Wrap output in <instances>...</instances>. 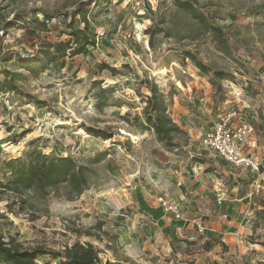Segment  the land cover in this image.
I'll return each instance as SVG.
<instances>
[{"label": "clouds", "instance_id": "obj_1", "mask_svg": "<svg viewBox=\"0 0 264 264\" xmlns=\"http://www.w3.org/2000/svg\"><path fill=\"white\" fill-rule=\"evenodd\" d=\"M145 3L0 0V87L10 82L20 93L31 94L0 91V184L13 179L20 167L36 172L31 187L19 195L13 190L0 197V213L6 218L0 219V249L51 248L56 237L41 232L39 222L20 239L16 235L20 229L12 221L16 215L23 220L33 214H59L67 217L70 229L80 231L104 221V229L95 234L102 239L107 235L105 243L112 245L119 264H132L126 260V249L139 247V238L150 239L140 224L139 238L126 243L124 228L135 210L120 213L125 217L120 227L114 224L118 213L108 210L110 201L100 208L105 215L85 219L81 212L77 219L73 208L87 210L80 204V191L95 195L119 190L133 175L138 176L134 187L146 191L158 183L150 173L173 174L178 157L167 159L166 150L186 162L204 149L214 151L213 133L233 131L230 122L251 125L257 131L264 125V0H161L159 11H148V18L137 26L133 13L142 8L147 11ZM177 3H188L190 8L181 9ZM97 4L104 8L100 15ZM149 21L154 30L170 37H157L151 54L143 37ZM105 41L112 47H106ZM85 42L87 55H78L63 67L50 64L72 56ZM58 43L63 46L57 47ZM162 56H166L164 63ZM194 64L203 68L201 87L181 90L178 85L192 79ZM220 69L224 72L217 74ZM52 75L57 77L54 83H50ZM209 81L214 87H207ZM24 103L36 107L25 109ZM161 122L167 134L158 139ZM260 143L264 146V134ZM251 171L259 174L254 163ZM244 175L243 169L235 171L236 177ZM257 188L258 199L264 200V190ZM21 199L28 201L23 214L19 212ZM12 201L16 203L9 211L6 205ZM262 234L264 227L258 233ZM72 239L64 237L61 242L69 244ZM243 252L230 246L219 264H245ZM42 259L58 264L65 257L54 260L48 253ZM256 261L264 264V255L251 258V264Z\"/></svg>", "mask_w": 264, "mask_h": 264}, {"label": "crops", "instance_id": "obj_2", "mask_svg": "<svg viewBox=\"0 0 264 264\" xmlns=\"http://www.w3.org/2000/svg\"><path fill=\"white\" fill-rule=\"evenodd\" d=\"M258 148L259 144L256 135L255 146L250 147L248 151L258 156ZM212 155L214 157L218 156L225 162L219 155ZM165 156L169 160L173 158L172 156L178 157L180 166L177 169L176 166L175 168L173 166L171 177L165 171L164 177L158 182V186L165 192L159 196L176 199L182 207L183 219L176 220L166 215L157 202L158 197L149 199L142 193H137L134 201L131 198L115 199L114 201L119 207L132 205L137 210V213L131 217V220L124 228V233H128L126 236L127 244L131 245L134 240L139 238L141 222L146 223V219L149 223H146L148 227L145 228V231L150 239L139 238V247H128L126 249L128 252L126 260H131L132 264H219L223 258L222 253L228 252L230 246H235L244 249L245 263L250 264L251 258L255 255L252 253L253 247L258 244L255 243L257 239L252 241L246 239L245 233H249L247 228L249 221L245 215L250 216L253 208H260L261 206L252 202L248 212L246 207L249 204L250 193H242L235 196L234 189L229 191L226 188L222 204L216 207L213 196L216 189L223 185L220 182V177L216 176L213 171H206V169L204 171L200 166H197L200 165L198 162L195 163L196 165L188 162L182 164L177 153L173 154L166 151ZM177 186L178 193L175 191ZM205 214L209 218H203L202 220L201 217ZM254 217L256 222L254 223V220L251 222L254 224H252L253 227L257 224L262 226L264 216L254 213ZM197 225L203 228L202 235L199 236L197 242H182L176 235L177 229H182L185 233H192ZM129 228H132L130 233L128 232ZM121 234L118 233L117 235ZM205 237L211 239H205ZM96 239L102 241V238ZM81 243L95 247L96 242L95 240H90L86 241V243L83 241ZM106 244L107 246L111 245L110 243ZM258 246L262 247L260 244ZM109 248L112 250L110 252L114 258L113 261L119 262L115 258L116 254L112 245Z\"/></svg>", "mask_w": 264, "mask_h": 264}, {"label": "rangeland", "instance_id": "obj_3", "mask_svg": "<svg viewBox=\"0 0 264 264\" xmlns=\"http://www.w3.org/2000/svg\"><path fill=\"white\" fill-rule=\"evenodd\" d=\"M121 2H123V0H121ZM131 6V0H130V5ZM162 3L161 0H146L145 3V8H147L148 10L146 11L144 8H142L139 12H134L133 14L135 15V17L137 18V26L141 25L143 23V20L148 18V11H152V12H157L159 11L160 7H162ZM97 9L99 10L97 12V15H100L103 11L104 8L101 4H97L96 5ZM17 15L19 16L20 13H17ZM124 17L121 16V20H123ZM11 21L8 22V25H11ZM151 21H149L148 25L145 26L143 28V37H147V44H146V48L150 51L151 54V50L154 49L155 45H156V41H157V37H159L160 35H163L165 39L170 38L169 36H167L164 33H158L153 37H150L148 34L145 33V29L148 28L149 25H151ZM123 29L125 31H127L128 29V24L124 23L123 24ZM7 34V33H6ZM143 37H138V40L143 38ZM45 42H50V41H44ZM105 46L106 47H112V45L110 43H108L107 41H105ZM88 46H85L84 50H82L81 53L79 54H75L72 56H65L63 58H60L58 61L55 60L53 61L51 64H59L61 67H63L65 64H71L78 55H87L88 54ZM168 49H165V52H167ZM9 59V56L5 55L3 57L4 61H7ZM166 60V56H162L160 62L164 63ZM153 63L155 64L156 61H153ZM193 67L195 68V72L193 73V77L192 79L188 82L187 85H184L183 82H181L178 87L183 90L185 87H187L189 90H196L198 88L201 87V80L200 77L204 75V72L200 71L195 65H193ZM168 68V64L165 63V69ZM223 70V69H222ZM261 71H264V68L261 69ZM232 75H236L235 73H231ZM57 77L55 75L51 76L50 79V83H54L56 82ZM207 87L211 88L212 85L210 84V82H207ZM0 91H4V92H11L8 89L4 88L3 90ZM30 94V93H27ZM31 95V94H30ZM197 104H199V101H196ZM23 108L27 109L29 107H33L35 108L36 105H32L30 103H24L21 105ZM174 106L175 107H179V102L178 100H174ZM5 112H8V108L5 107L4 109ZM245 111H247V109H245ZM17 119H20V117H17ZM123 123H125L123 121ZM211 125H209L210 127ZM256 129V135H257V141L259 144V148L257 149L258 151V157L260 158L261 161V166L263 167V172H264V146L261 145L260 143V136L262 134H264V125H260L259 126V131H257ZM10 130V129H9ZM80 130L84 131L83 128H81ZM263 130V131H262ZM30 131V130H29ZM86 133V132H85ZM88 134V133H86ZM125 134V130L121 129L120 135L121 137H123ZM11 139V138H9ZM39 139V138H37ZM18 141L13 140V143H17ZM33 142V141H29ZM173 153V152H171ZM176 154V153H173ZM178 154V153H177ZM207 154V155H206ZM180 156V155H179ZM174 157V156H172ZM210 159V160H209ZM180 161H182V164L185 163V159L183 156H180L179 158ZM186 162L191 163V164H195V163H200V168L204 169H213V173L216 176L220 177V182L225 186V188H227V190L231 191L234 189V195L238 196L242 193H251L250 197H249V204L246 207L247 211H250V204H252V202H255L257 205L261 206L260 208H256V209H252V213L250 214V216H248L247 214L246 219L249 221L247 224V228H248V234L247 236V240L248 241H252L254 239L256 244H260L262 246V243L264 242V234L262 235H258V233L260 232L261 228L264 227V223L262 224V226H259L258 224L256 226L253 227V223H251L254 220V223L256 222V219H254V213L256 214V212L258 210H264V200H260L258 199L257 193L254 191V185L251 184V181L253 179V174L251 172H249L247 169L244 168H240V167H233L228 163L223 162L218 156L214 157L210 152H208V150H203L199 155H195L193 154L191 156L190 159H188ZM181 164V165H182ZM207 164L208 167H202V165ZM196 165V164H195ZM176 166V169L180 166V163H176L174 165V168ZM173 168V167H172ZM237 169H243L245 175L244 177H236L235 176V171ZM164 173L165 171H161V173L159 174H154V173H150L152 180L159 182V180L164 177ZM264 176V174H263ZM138 180V176L133 175L127 182H125V184L122 186V188H120L119 190H112L110 192L107 193H97L95 195H90V194H86V192H84L82 195H80L81 200H80V204L83 205L87 210H83L81 209L80 211H78L76 208H73V212L72 214L74 216L77 217V219L80 218L81 212L83 214V217L85 219L91 217H95V215L97 213H99L101 216L105 215V213L100 212V208L105 206L104 202L105 201H110V205L108 206V210L109 212H117V217L114 220V224L115 226H120V222L123 221V219H125V217L123 215H120V213H123L125 211V209H127L129 211V213L131 214L133 209L135 210V214L137 213L136 207L132 205H122L121 207L118 206V204L115 203V199H119L121 200L122 198H131L133 201L135 199V195L137 193H142L145 197H148L149 199H154V197H159V195H161L163 192H165L160 186H158L159 184L157 183L156 186L153 188L151 185H149L148 190H141V188L139 187H134V184L137 182ZM260 183V190H264V179L261 180ZM185 188V187H184ZM215 193V192H214ZM6 194L3 193L1 194V197ZM213 199L215 201L216 207H219L217 204V201L215 200V195L213 196ZM71 203V201H69ZM158 202V201H157ZM159 206L161 207V205L159 204ZM162 209V208H161ZM219 209V208H218ZM26 209H24V211H19L21 214H23L25 212ZM258 215V214H256ZM33 215L28 216L27 219H20V215H16V220L12 221V223L16 224V226L20 229L16 235L17 237H19L20 239H24V237L26 236L28 231H33L36 228V224L37 222L40 223L41 227H40V231L47 233L53 237H56V239H54L53 241H51L52 243V247L49 249L52 250H62L64 248V246H70L72 244H74V242L79 241L80 243L83 241L84 243H86V241H90V240H95V247L96 249L99 251V257L100 259L103 261L104 259H109L111 261H113V255L110 251L111 248H109V246H107V244L105 243V239H107V237H105L104 239H102V241L96 239L93 236H86L84 234H79L76 229L72 228L70 229L68 227V225L66 224V219L67 217H63L59 214L56 215H49V216H45V217H37V218H33ZM133 216V215H132ZM123 218V219H122ZM203 218H209L206 214L203 215ZM0 219H6L4 217V215L2 213H0ZM122 219V220H121ZM146 223H148V221L145 219ZM104 222V221H103ZM72 223V222H70ZM105 223V222H104ZM145 222H141V224H143L145 226V228L148 227V224H146ZM253 224V225H252ZM92 226V225H91ZM150 226V225H149ZM90 227V226H89ZM102 229H104V226L102 227ZM93 232L96 233V229L92 230ZM246 234V233H245ZM64 237H70L73 238L72 239V243L69 244H63L62 238ZM254 246L252 253L255 254L253 256V258L255 256L258 255H264V252H262L261 250H264V246L260 247V246ZM20 247H23V245H21ZM29 247H34L33 245H29ZM47 248V247H46ZM107 250V252H106ZM116 258V257H115ZM41 259V264H47L46 260ZM256 262H261V261H256ZM246 264V263H245ZM251 264V263H250Z\"/></svg>", "mask_w": 264, "mask_h": 264}, {"label": "trees", "instance_id": "obj_4", "mask_svg": "<svg viewBox=\"0 0 264 264\" xmlns=\"http://www.w3.org/2000/svg\"><path fill=\"white\" fill-rule=\"evenodd\" d=\"M177 7L188 10L190 8V5L188 3H177ZM83 8V6H82ZM77 11H80L78 9ZM145 33L148 34L150 37L155 36L158 33H162L160 31H156L151 25L148 26V28L145 29ZM167 36L168 33H164ZM46 44H50L51 42H45ZM57 47H62V44H57ZM85 46H88V43L85 42L84 45H82L81 49H79L75 54H79L84 50ZM187 51V50H186ZM65 57V56H63ZM61 57V58H63ZM55 61H50V64ZM200 71L203 72V68L200 64H194ZM224 70L220 69L218 70L217 74L223 73ZM232 75V74H231ZM212 87L214 85L209 81ZM4 88L8 89L9 91H16L18 95L23 96H30V94L27 93H20V90L16 88L15 85H11L9 83H5L2 87H0V90H3ZM151 91V90H149ZM149 120L151 118L149 117ZM125 123H128V121H124ZM91 127V126H88ZM83 130L87 133V129L82 127ZM158 132V139L162 138L164 135L167 134V129L164 128L163 123L161 122V126L157 128ZM33 143V142H30ZM167 151V150H166ZM11 167L12 165H8ZM206 171H213V169H206ZM36 176L35 170H27L23 167H20L18 172L14 174V178L11 180H8L7 183L0 184V189L3 191H0V197L1 194L11 192L15 190L16 194L19 195L22 190H26L27 188L31 187V184ZM85 191L81 190L79 195H82ZM16 201H12L11 204L6 205L8 207L9 211H12L13 206L15 205ZM28 204L27 200H20V209L19 211H24L25 206ZM256 214L264 216V210H258ZM33 218H37L35 214L32 216ZM104 225L103 221H99L97 224L92 225L85 229L84 231H80L76 229V231L79 234H84L86 236H93L96 238H101L99 235H96L95 232H93V229H96L97 231H101L102 226ZM106 235V234H105ZM262 246H264V242L262 243ZM34 253H40L41 256L38 257L37 255H34ZM51 253L53 259L55 260L57 257L64 256L65 259L58 261V264H119L117 261H111L109 259L102 261L99 257V251L93 247L92 245L87 246L79 241L74 242V244L70 246H64L62 250H52L46 247H29L28 249H25L24 251H19L18 249L15 251H10L7 247L0 249V264H36L37 260L42 258L45 254ZM256 264H261V262H256Z\"/></svg>", "mask_w": 264, "mask_h": 264}, {"label": "built area", "instance_id": "obj_5", "mask_svg": "<svg viewBox=\"0 0 264 264\" xmlns=\"http://www.w3.org/2000/svg\"><path fill=\"white\" fill-rule=\"evenodd\" d=\"M211 127L212 125L210 128ZM228 127L233 128V131H227L226 135H222L219 132L213 133L216 139L211 145L214 151L210 153L219 155L226 163L233 167L235 166L244 168L251 172L254 176L251 183L254 185V191L257 193V186L260 185L259 182H261V180L264 178L263 167L261 166L260 158L248 151L250 147L255 146L256 129L251 125L248 127H245L243 124L237 126L232 122H230ZM237 133H239V135H237ZM241 137L244 139H241ZM237 149H239V151H237ZM250 160L255 164L259 174L253 173L251 171L253 163H247ZM245 165L246 167H244ZM225 194V186L220 185L215 191V200L217 201L218 205L222 204ZM157 201L161 205V208L166 215L169 217L171 216L176 220L183 219L182 207L176 199L166 196H159ZM202 231L203 228L200 225H197L195 231L192 233H185L182 229H177L176 235L182 242H197L199 240V236L202 235Z\"/></svg>", "mask_w": 264, "mask_h": 264}]
</instances>
